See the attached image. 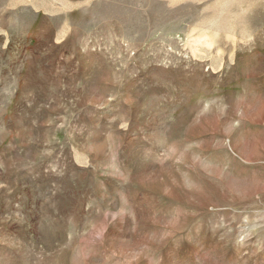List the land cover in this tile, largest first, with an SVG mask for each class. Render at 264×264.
<instances>
[{
  "label": "rangeland",
  "instance_id": "obj_1",
  "mask_svg": "<svg viewBox=\"0 0 264 264\" xmlns=\"http://www.w3.org/2000/svg\"><path fill=\"white\" fill-rule=\"evenodd\" d=\"M0 264H264V0H0Z\"/></svg>",
  "mask_w": 264,
  "mask_h": 264
}]
</instances>
